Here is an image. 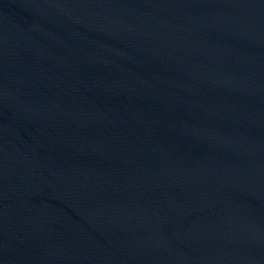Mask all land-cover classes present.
<instances>
[{
  "label": "water",
  "instance_id": "95a60500",
  "mask_svg": "<svg viewBox=\"0 0 264 264\" xmlns=\"http://www.w3.org/2000/svg\"><path fill=\"white\" fill-rule=\"evenodd\" d=\"M0 264H264V0H0Z\"/></svg>",
  "mask_w": 264,
  "mask_h": 264
}]
</instances>
